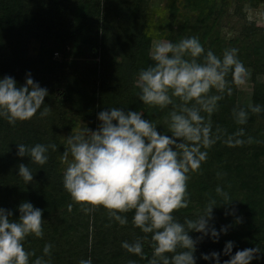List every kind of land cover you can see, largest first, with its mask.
Returning a JSON list of instances; mask_svg holds the SVG:
<instances>
[{
    "label": "trees",
    "instance_id": "obj_1",
    "mask_svg": "<svg viewBox=\"0 0 264 264\" xmlns=\"http://www.w3.org/2000/svg\"><path fill=\"white\" fill-rule=\"evenodd\" d=\"M150 3L151 0H0V76L10 75L23 84L30 71L49 92L31 120L11 125L0 118V206L12 209L16 216V205L24 200L44 210V236H29L25 248L39 256L44 244L51 243V264H78L89 256L93 264H129V260L148 264L152 254L148 242L143 259L120 246L122 240L143 235L133 227L132 213L126 214V226L111 221L108 211L103 212L101 207L86 214L63 188L60 156L67 129L74 130L79 119L92 120L90 125L95 127L96 114L109 106L142 110L154 123L164 124L168 109L142 104L135 85L138 71L152 63L148 53L155 38L175 42L197 36L206 50L217 55L235 47L239 59L253 70L254 76L264 74V25L241 11L244 4L258 9L264 0H169L165 20L158 24L150 17ZM225 28L231 31L230 38L224 37ZM35 41L39 47L31 56L30 46ZM68 47L75 57L83 55L86 60L92 56L99 61L86 66L79 59L69 62ZM57 51H62L65 60L54 59ZM238 91L234 86L233 94L218 102L211 121L214 129H221L219 114L228 107L234 128L223 129L224 138L243 127L245 139L252 137V142L229 147L222 139L213 145L199 171L189 174L188 207L174 213L181 221L186 216L195 218L214 198L217 206L212 223L217 229L230 225L219 242L205 238L197 244V264H209L200 254L222 250L227 240L235 241L233 254L237 249L258 246L259 255L264 256V113H250L247 124H237L233 108L247 106L237 102ZM252 103L264 105V84L254 85ZM45 108L49 109L48 115L41 117ZM17 143H53L57 150L49 149L48 162L38 165L16 155ZM19 163L28 164L32 170L31 183L17 176ZM218 185L234 199L229 204H221L225 201L215 192ZM69 204L73 205L71 211ZM227 208H234L235 214L226 216ZM236 217L242 222L236 223ZM111 222L123 230L125 237L111 239ZM190 235L195 238L199 234ZM228 258L222 255L221 261ZM251 264H264V258Z\"/></svg>",
    "mask_w": 264,
    "mask_h": 264
},
{
    "label": "clouds",
    "instance_id": "obj_2",
    "mask_svg": "<svg viewBox=\"0 0 264 264\" xmlns=\"http://www.w3.org/2000/svg\"><path fill=\"white\" fill-rule=\"evenodd\" d=\"M238 51L225 48L217 55L206 50L197 36L175 42L155 41L148 53L152 63L138 71L135 85L142 104L168 109L164 124L154 123L142 110L109 106L96 114L94 129L87 124L71 129L63 143L62 184L71 200L86 214L103 207L109 219L120 226L129 223L126 214L131 212L133 227L143 235L122 240L120 246L143 259L148 242L152 249L148 264H197V244L205 238L219 242L229 230L230 225L217 229L212 223L217 206L214 198L195 218L186 216L181 221L174 213L188 207L189 174L199 171L213 145L222 139L229 147L252 142V137L245 139L243 127L225 139L223 130L214 129L211 121L218 102L231 96L234 86H245L250 78ZM48 95V89L35 81L30 71L23 84L10 75L0 76V118L11 125L31 120ZM48 111L45 108L40 116L48 115ZM250 113H264V105L249 103L232 110L239 125L247 124ZM49 149L56 151L57 145L17 143L16 155L45 165ZM17 176L26 184L34 179L25 163L18 164ZM215 192L225 201L221 204L234 200L219 185ZM72 207L69 204L68 210ZM16 209L18 216L0 206V264H51V243L44 244L39 256L25 248L29 236L43 238L44 210L28 200L21 201ZM235 211L227 208L224 214L234 215ZM240 222L236 217V223ZM192 232L199 235L194 238ZM234 246L235 241L227 240L222 250L201 253L200 258L209 264H251L264 258L258 246L237 249L233 254ZM222 255L229 258L221 261ZM78 264H93V258H81ZM129 264L136 262L129 260Z\"/></svg>",
    "mask_w": 264,
    "mask_h": 264
},
{
    "label": "rangeland",
    "instance_id": "obj_3",
    "mask_svg": "<svg viewBox=\"0 0 264 264\" xmlns=\"http://www.w3.org/2000/svg\"><path fill=\"white\" fill-rule=\"evenodd\" d=\"M104 2V0H103ZM168 3H169V0H151V3H150V17L158 23H161L165 20V15L167 14V7H168ZM241 11L245 14H248L249 18L252 19V20H255L257 21L259 24L261 25H264V4H262L258 9H251L250 6L248 4H244L241 8ZM161 25V24H160ZM223 35L224 37L226 38H230L232 36V33L229 29L225 28L223 30ZM157 40H164V39H159V38H155V40L153 41V43ZM37 47H39V44L38 42H32L31 43V46H30V52H31V56H35V52L37 51ZM71 47V46H70ZM68 47L67 48V53L68 52H71L70 54L67 55V61L69 62H74V61H77L78 59L81 61V62H84L82 63L84 66H86L87 64L89 63H94V62H97L99 61V59L97 57H93L91 58L92 56H90L89 58H86V60L84 59L85 57H82L83 55H81V57H75L73 55V49ZM54 59L55 60H58V61H63L65 60L64 56H63V53L62 51H57L54 53ZM251 75H250V78L248 79V82L245 86H243L242 88H239V91H238V96H237V102L239 104H245V105H248L249 103H252V96H253V88H254V85L256 84H264V74H257L254 76V73H253V70L248 67ZM220 121H221V129L225 130V129H229V130H232L234 128L233 126V122H232V117L230 115V111H229V108L228 107H224L221 109L220 111ZM263 118H264V115H262ZM77 125L75 126L74 130L80 126V125H88L89 127L91 128H95L98 121L96 122L95 124V127H92L90 125V123L92 122V120H82V119H79L77 120ZM69 130L67 129V131L65 132L64 134V141H66V136L69 135L71 132H68ZM64 146V145H63ZM63 165V169L65 168V165ZM101 209L103 210V207H101ZM107 210L104 209L103 212H106ZM112 223V222H111ZM113 227H114V223H112ZM95 228V227H94ZM91 229L93 230V226H91ZM125 237L124 233H123V230L121 228H116L114 227L112 229V231H110V237L111 239H114V238H119L121 239L122 237ZM115 242V241H114ZM146 246V245H145ZM110 256V255H109ZM108 261V260H106Z\"/></svg>",
    "mask_w": 264,
    "mask_h": 264
}]
</instances>
